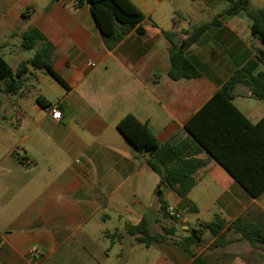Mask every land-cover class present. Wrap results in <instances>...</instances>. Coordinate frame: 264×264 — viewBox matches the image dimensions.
<instances>
[{
    "label": "crops",
    "instance_id": "1",
    "mask_svg": "<svg viewBox=\"0 0 264 264\" xmlns=\"http://www.w3.org/2000/svg\"><path fill=\"white\" fill-rule=\"evenodd\" d=\"M131 1L145 15L146 31L130 32L109 49L87 3L0 0L1 54L20 55L21 35L37 28L54 46V68L69 86L55 101L39 95L59 106L60 120L36 103L38 115L12 123L0 137V264L192 263L174 239L147 246L128 232L146 218L151 235H160L173 221L164 217L157 196L160 177L149 166L148 153L137 150L118 124L132 115L161 143L185 138L188 120L264 45L252 36L243 15L228 18L186 51L200 76L174 81L168 75L171 43L161 31L176 33L178 42L192 26L207 21L182 29L169 10L170 24H162L157 13L173 0ZM202 1L214 16L215 8L226 3ZM235 94V106L252 123L264 117V101H255L247 86H237ZM200 157L207 158V152ZM162 196L182 214L193 207L199 213L205 202L217 204L220 212L214 216L229 223L242 219L264 225V201L247 193L215 160L197 173L186 198L170 188ZM180 220L176 239L193 229ZM229 238L238 236L231 231ZM213 241L194 251L233 254L228 250L244 242L209 251ZM250 246L258 258L253 250L259 248ZM32 247L41 250L40 258L30 257ZM233 255L230 264H253Z\"/></svg>",
    "mask_w": 264,
    "mask_h": 264
},
{
    "label": "trees",
    "instance_id": "2",
    "mask_svg": "<svg viewBox=\"0 0 264 264\" xmlns=\"http://www.w3.org/2000/svg\"><path fill=\"white\" fill-rule=\"evenodd\" d=\"M227 3L221 13L207 22L196 24L184 33V38L175 40L176 33L161 31L171 43V68L169 77L174 81L190 80L200 76L199 70L186 56L192 46L209 28L221 25L226 19L245 14L251 21V34L264 45V7L254 8L251 0H224ZM87 3L109 49H113L130 32L144 34L143 12L131 0H78ZM181 17H174L178 25ZM22 50H35V56L22 61L13 68L0 51V89L7 94H17L25 88L31 67L45 70L62 87L69 89L67 82L55 70L53 64L54 46L37 29L31 28L21 35ZM255 56L238 69L207 103L186 123L188 135L179 141L161 143L147 124L128 115L118 124L119 131L139 151L148 153V164L160 177L157 196L162 204L165 218L173 225L163 228V234L151 235L149 222L143 218L128 232L137 235L136 241L150 245L152 242L174 241L193 259L191 264H214L210 253L198 255L194 249L206 243L204 234L209 232L214 238L209 251L225 248L236 241H246L254 247L264 249V228L255 222L239 219L229 223L220 214L211 222H201L200 228L189 229L187 234L176 237L180 219L172 218L163 191L170 188L180 198H186L197 184V173L206 168L211 160L221 165L253 198L264 196V117L252 123L234 104L235 90L245 85L250 96L264 101V49L255 48ZM37 104L44 109L52 103L39 96ZM207 152V158H201ZM198 212L197 207L191 209ZM234 232L238 238H229ZM231 260L236 258L224 255ZM232 257V258H231Z\"/></svg>",
    "mask_w": 264,
    "mask_h": 264
},
{
    "label": "rangeland",
    "instance_id": "3",
    "mask_svg": "<svg viewBox=\"0 0 264 264\" xmlns=\"http://www.w3.org/2000/svg\"><path fill=\"white\" fill-rule=\"evenodd\" d=\"M151 4H153L151 2ZM251 4L254 8H263L264 0H251ZM227 3L218 5L215 8L217 14L221 13L225 8H227ZM172 10L173 18L181 17L180 26L182 29H189L190 24L193 22H199V20L209 21L214 16L212 8L206 6L202 0H173L172 2L167 1L158 11L157 20L162 24L165 21L170 24V19H167V12ZM245 21L251 23L249 18L245 15ZM20 41L15 40L14 46L19 47ZM14 51H18L17 48H13ZM35 56V50H21L20 55H9L4 54L5 60L14 68L18 65L21 58H32ZM62 86L54 80L45 70H35L31 67V73L27 76L25 88L22 89L17 94H7L0 89V137L7 135L6 132H10L12 123H16L20 120L31 119L33 114L38 112L34 108L36 105V100L41 93L45 94L49 100L55 101L59 92L62 91ZM258 101V100H255ZM258 103V102H257ZM21 106V108L18 106ZM11 134V133H10ZM9 134V135H10ZM209 181V180H208ZM206 182L207 184L209 182ZM204 183H202L203 185ZM202 187V186H201ZM264 201V196L261 198ZM202 202V201H201ZM220 212L217 204L207 205L205 202L202 203L200 207V212L185 211L182 216L183 221L186 225L192 227L193 229L200 228L201 222H211L214 219V214ZM259 224V223H257ZM260 226L264 228V225L260 223ZM206 243L199 247L203 249L206 244L210 241L211 235L209 232L204 234ZM251 244L244 241L240 244L232 246L228 250L233 254H241L242 258L245 260H250L253 264H264V251L259 248V250H253V252L259 253V257L252 255L250 250ZM258 248V247H257ZM207 251V249H206ZM229 254L231 256H235ZM212 257V262L214 264H230L231 259L225 258L224 254L210 253ZM232 258V257H231ZM233 262V261H232Z\"/></svg>",
    "mask_w": 264,
    "mask_h": 264
},
{
    "label": "built area",
    "instance_id": "4",
    "mask_svg": "<svg viewBox=\"0 0 264 264\" xmlns=\"http://www.w3.org/2000/svg\"><path fill=\"white\" fill-rule=\"evenodd\" d=\"M136 1H154V0H136ZM92 66H95V64H91ZM49 113H51V116L54 120H60L62 117V111L59 108L58 105H53L52 107L46 109ZM170 217L176 218V219H182L183 214L181 212L175 211L174 208L170 207L169 209ZM29 255L32 258H40L42 255L41 250L38 247H32L29 250Z\"/></svg>",
    "mask_w": 264,
    "mask_h": 264
}]
</instances>
